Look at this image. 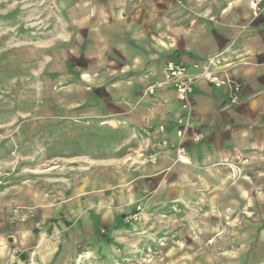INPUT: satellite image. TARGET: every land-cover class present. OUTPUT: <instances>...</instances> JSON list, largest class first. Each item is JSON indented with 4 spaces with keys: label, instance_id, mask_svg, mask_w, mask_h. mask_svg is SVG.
Segmentation results:
<instances>
[{
    "label": "crops",
    "instance_id": "0c3cea01",
    "mask_svg": "<svg viewBox=\"0 0 264 264\" xmlns=\"http://www.w3.org/2000/svg\"><path fill=\"white\" fill-rule=\"evenodd\" d=\"M60 2L67 4L68 39L74 44L69 61L79 67L76 59L83 58L79 73L99 98L84 100L77 117L85 120L68 122L79 130L68 127L67 139L56 126L37 137L51 147L42 163L59 157L65 140L70 149L77 143L91 147L92 138L81 135L87 120L98 125L96 143L105 147L100 144L101 156L93 157L99 162L74 164L71 186L23 183L33 178L26 172L19 183L11 178L0 186V264L84 260L92 253L85 248L99 243L102 231L107 236L92 250H111L113 236L125 238L123 218L137 202L144 204L146 220L153 219L149 212H162L164 227L172 220L165 213L179 206L182 264H264V15L254 19L249 0ZM216 54L225 75L241 83L239 99L231 102L228 85H194L192 128L184 141L190 163L177 162L173 145L185 111L165 66L174 61L197 73ZM196 132L202 141L193 140ZM19 139L22 150L28 148L27 138ZM161 140L170 145L156 162L131 166L125 158L113 159L129 141L148 145L149 156L150 144ZM245 158L243 176L232 184L229 167L221 164ZM58 165L50 163L44 170L50 174L34 178L58 179ZM15 207L23 221L13 220Z\"/></svg>",
    "mask_w": 264,
    "mask_h": 264
},
{
    "label": "rangeland",
    "instance_id": "374dc122",
    "mask_svg": "<svg viewBox=\"0 0 264 264\" xmlns=\"http://www.w3.org/2000/svg\"><path fill=\"white\" fill-rule=\"evenodd\" d=\"M67 18V4H61L60 0H0V121L11 120L6 125H0L2 187L11 184V178L19 183L21 172L33 177L23 183L38 182L37 185L41 184L42 187L49 184L55 188L71 186L72 173L75 172L72 169L74 164L77 165L76 168H80V164L89 166L90 161L94 162L93 164L100 161L93 158L101 156L100 144L105 147L103 142L96 143L101 141L96 137L100 135V129L98 125H92L87 120L86 130L81 129V132L86 133L81 135H89L92 138L91 147L85 149L81 143H77L70 149L69 140H65L60 143V156L42 163L44 154L51 151V147H43L37 137L48 136L47 133L53 131V126L59 128V134L65 138L68 135V127L71 126V132L79 130L68 122L85 120L82 116L77 117L78 113H83L82 103L93 95L99 98L98 90L87 89L84 76L79 73L83 68V58L76 59V62H80L79 67H74L69 61L70 48H73L74 44L68 39ZM75 103L77 107H74ZM22 135L28 142V148L23 150L19 141ZM146 148L148 145L135 146L129 141L113 153V159L125 158V163L131 166L145 164L149 162L146 160L148 156L144 154ZM71 151H88L89 154L72 156ZM50 163L59 164L55 167L59 170L58 179H47L48 181L42 183L37 181L34 178L36 175L52 172L44 171ZM226 163L229 162L221 165L227 166ZM242 176L243 168L241 176L235 182ZM235 182L231 180L232 184ZM138 204L142 205L143 210L137 221H124L125 216L131 212L123 218L125 238L113 236L115 241L111 244V250H92L94 247L97 249L103 237L107 236L106 231H102L99 243L85 248L90 249L92 253L80 264L183 263L179 251L182 237L179 228V206H170L165 214L172 220L167 221L164 227L160 221L163 220L160 214L162 212L151 211L149 213L153 219L146 220L144 215L147 210L142 202L135 203V206ZM16 208L12 212L13 220L23 221V218L17 216ZM222 231H225L224 227ZM214 238L215 236L207 241L210 246ZM84 251L83 255H87L88 250ZM78 263L76 259L70 264Z\"/></svg>",
    "mask_w": 264,
    "mask_h": 264
},
{
    "label": "built area",
    "instance_id": "2783aa9c",
    "mask_svg": "<svg viewBox=\"0 0 264 264\" xmlns=\"http://www.w3.org/2000/svg\"><path fill=\"white\" fill-rule=\"evenodd\" d=\"M250 8L252 10L253 18L256 19L264 15V0H249ZM221 54H216L212 56L197 73L189 72L188 68L174 61H168L165 66V73L167 81H169L175 88L178 99L181 102V106L185 111L184 116L178 119L179 128L177 130L178 142L173 145L176 152L175 160L181 163H190L186 155V147L184 144L185 138L187 137L190 129L192 128V91L194 85L201 81L206 80L216 87H223L228 85L231 88V102L235 103L239 99V94L241 92L242 85L239 82H235L225 75V68H221L217 65V58ZM163 131V126L160 127ZM148 135L149 132L145 131ZM203 139V134L201 132H196L193 135V140L195 142H200ZM168 140H161L153 142L150 144L154 150L148 158L149 162H156L159 154L162 150L168 147ZM248 161L244 159L241 163H226V165L231 170V178L235 182L242 174V166ZM0 183L2 180L0 179ZM143 208L141 204L135 206L134 210L125 216L124 221L126 223H133L137 221L140 217Z\"/></svg>",
    "mask_w": 264,
    "mask_h": 264
},
{
    "label": "bare ground",
    "instance_id": "6f19581e",
    "mask_svg": "<svg viewBox=\"0 0 264 264\" xmlns=\"http://www.w3.org/2000/svg\"><path fill=\"white\" fill-rule=\"evenodd\" d=\"M84 258V256H82L78 261H79V263L78 264H80L81 263V261H82V259Z\"/></svg>",
    "mask_w": 264,
    "mask_h": 264
}]
</instances>
